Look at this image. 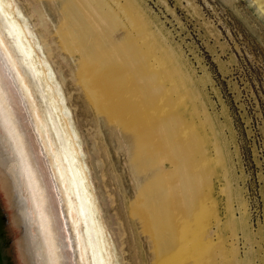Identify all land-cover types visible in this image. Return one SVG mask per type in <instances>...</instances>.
<instances>
[{
  "label": "rangeland",
  "instance_id": "374dc122",
  "mask_svg": "<svg viewBox=\"0 0 264 264\" xmlns=\"http://www.w3.org/2000/svg\"><path fill=\"white\" fill-rule=\"evenodd\" d=\"M12 1L70 109L118 264H156L173 242L168 264H264V0ZM122 135L128 164L159 179L135 201ZM157 191L167 203L144 208Z\"/></svg>",
  "mask_w": 264,
  "mask_h": 264
},
{
  "label": "bare ground",
  "instance_id": "6f19581e",
  "mask_svg": "<svg viewBox=\"0 0 264 264\" xmlns=\"http://www.w3.org/2000/svg\"><path fill=\"white\" fill-rule=\"evenodd\" d=\"M65 6L84 57L93 62L97 54L90 45V24L74 4ZM258 6L264 14V4ZM103 132L112 144V132ZM122 139L127 147L118 149L125 161L116 160L135 201L153 172L128 164L136 145ZM88 172L53 70L38 54L14 2L0 0V264H118L111 234L98 220ZM158 185L164 189L162 181ZM159 194L144 208L160 203V197L167 203L168 195ZM176 244L163 249L156 264H168Z\"/></svg>",
  "mask_w": 264,
  "mask_h": 264
}]
</instances>
